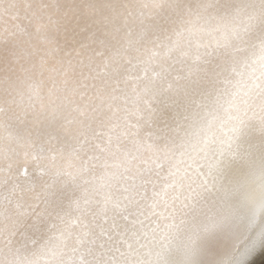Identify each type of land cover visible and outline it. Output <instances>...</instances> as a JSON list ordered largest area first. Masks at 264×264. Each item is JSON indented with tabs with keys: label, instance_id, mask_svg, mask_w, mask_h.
Listing matches in <instances>:
<instances>
[{
	"label": "bare ground",
	"instance_id": "1",
	"mask_svg": "<svg viewBox=\"0 0 264 264\" xmlns=\"http://www.w3.org/2000/svg\"><path fill=\"white\" fill-rule=\"evenodd\" d=\"M0 264H264V0H0Z\"/></svg>",
	"mask_w": 264,
	"mask_h": 264
}]
</instances>
